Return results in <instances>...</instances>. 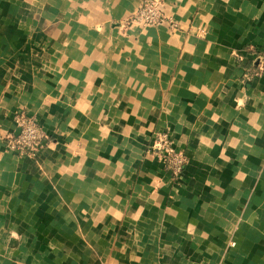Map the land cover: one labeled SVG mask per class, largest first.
Listing matches in <instances>:
<instances>
[{
	"label": "crops",
	"instance_id": "crops-1",
	"mask_svg": "<svg viewBox=\"0 0 264 264\" xmlns=\"http://www.w3.org/2000/svg\"><path fill=\"white\" fill-rule=\"evenodd\" d=\"M140 4L0 0V264H264V0H166L175 29Z\"/></svg>",
	"mask_w": 264,
	"mask_h": 264
},
{
	"label": "built area",
	"instance_id": "built-area-1",
	"mask_svg": "<svg viewBox=\"0 0 264 264\" xmlns=\"http://www.w3.org/2000/svg\"><path fill=\"white\" fill-rule=\"evenodd\" d=\"M140 1L141 4L131 17L130 24L158 26L166 23L172 29L178 27L175 18L167 11L166 0ZM257 59L260 61V65L264 64V49L257 54ZM15 121L17 130L9 132L5 136L6 150L19 156L35 157L47 139L40 121L24 112L18 113ZM153 146L158 150L166 171L174 177L183 172L190 162V156L186 149L177 148L167 132L159 133Z\"/></svg>",
	"mask_w": 264,
	"mask_h": 264
},
{
	"label": "rangeland",
	"instance_id": "rangeland-1",
	"mask_svg": "<svg viewBox=\"0 0 264 264\" xmlns=\"http://www.w3.org/2000/svg\"><path fill=\"white\" fill-rule=\"evenodd\" d=\"M143 27H147V26H143Z\"/></svg>",
	"mask_w": 264,
	"mask_h": 264
}]
</instances>
